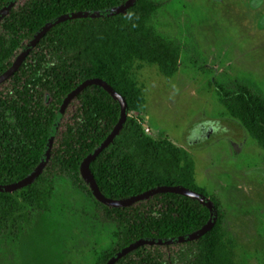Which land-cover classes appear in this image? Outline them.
Instances as JSON below:
<instances>
[{"label": "trees", "instance_id": "trees-1", "mask_svg": "<svg viewBox=\"0 0 264 264\" xmlns=\"http://www.w3.org/2000/svg\"><path fill=\"white\" fill-rule=\"evenodd\" d=\"M7 1L0 0V9ZM126 1L17 0L0 21V75L48 21ZM159 8L157 0H137L124 14L67 20L40 39L16 72L0 84V185L18 182L36 168L64 98L83 81L100 79L125 99L128 109L118 135L89 165L101 194L120 200L158 186L179 185L205 195L193 183V162L187 153L169 142H156L129 115L145 104L136 73L141 64L157 66L166 77L177 69L178 50L152 24ZM216 92L229 118L264 149V94L238 82L229 90L217 86ZM74 104V111L60 122L41 174L21 190L0 193V237L18 236L32 217L47 212L62 185L91 203L110 226V244L95 256L94 264H105L139 239L183 236L207 223L206 207L173 193L125 208L98 203L79 167L112 131L120 106L96 85L84 88L67 108ZM209 199L217 220L201 238L170 246L144 245L115 264H235L224 212L214 198Z\"/></svg>", "mask_w": 264, "mask_h": 264}, {"label": "rangeland", "instance_id": "rangeland-1", "mask_svg": "<svg viewBox=\"0 0 264 264\" xmlns=\"http://www.w3.org/2000/svg\"><path fill=\"white\" fill-rule=\"evenodd\" d=\"M157 2L152 24L178 50L177 69L166 77L141 64L145 104L129 115L153 140L190 157L195 187L224 212L234 263L264 264V149L229 118L216 92L238 82L264 94V0ZM110 231L91 203L62 185L47 212L18 236L0 237V264H94Z\"/></svg>", "mask_w": 264, "mask_h": 264}, {"label": "water", "instance_id": "water-1", "mask_svg": "<svg viewBox=\"0 0 264 264\" xmlns=\"http://www.w3.org/2000/svg\"><path fill=\"white\" fill-rule=\"evenodd\" d=\"M137 0H127L125 3L98 11H78V12H71L61 16H58L46 24H44L27 42V44L22 48L20 53L15 57L11 66L0 75V84L4 83L8 80L16 70L21 66L24 59L29 55L30 51L36 46V44L40 41V39L55 25L71 20V19H80V18H107L111 16H115L118 14H124L128 9H130ZM17 0H8L6 4L0 9V21L5 18L9 11L15 6ZM90 85H96L101 87L105 92H107L114 100L119 103L120 106V116L113 127L112 131L109 135L92 151L90 152L81 162L79 167V172L81 175L82 180L86 183L90 189L92 197L100 204L107 206V207H119L125 208L132 206L135 203L140 201L147 200L148 198L161 194V193H173L182 195L191 199L198 201L202 206L206 207L209 210L210 216L207 223L200 228L199 230L186 234L183 236L173 237V238H164V239H154V238H143L139 239L130 245L120 249L117 251L112 257L108 259L105 264H115L119 259L127 255L128 253L134 251L135 249L144 246V245H154V246H170L176 245L186 242H191L198 240L203 235H205L211 228L214 226L217 220V209L212 203V201L202 193L196 192L192 189L183 187V186H158L155 188H151L145 192L140 194L131 196L129 198L120 199V200H113L106 198L98 189V186L94 180V177L89 169L90 163L113 141V139L118 135L119 131L124 125V122L128 116V109L126 105L125 99L118 94L116 91L113 90L106 82L100 79H87L79 84L74 90L67 94V96L62 101L59 110L56 114L53 126L49 133L47 143L44 149V152L40 158V161L36 168L25 178L22 180L8 184V185H0V193H12L17 190H21L30 184H32L35 179L41 174L43 169L48 163L50 158V152L52 148V144L54 142V138L56 136L58 127L60 125L62 116L68 106V104L86 87Z\"/></svg>", "mask_w": 264, "mask_h": 264}, {"label": "flooded vegetation", "instance_id": "flooded-vegetation-1", "mask_svg": "<svg viewBox=\"0 0 264 264\" xmlns=\"http://www.w3.org/2000/svg\"><path fill=\"white\" fill-rule=\"evenodd\" d=\"M212 132H214V131H212L211 130V133ZM210 132H209V134H208V132L207 131H203V132H201V135H203V136H205V138L207 137V138H210L213 134H215V133H213V134H211ZM233 133H231V135H232ZM234 135V134H233Z\"/></svg>", "mask_w": 264, "mask_h": 264}]
</instances>
